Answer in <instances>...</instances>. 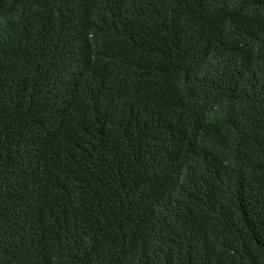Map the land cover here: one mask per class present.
Returning <instances> with one entry per match:
<instances>
[{
    "label": "trees",
    "instance_id": "16d2710c",
    "mask_svg": "<svg viewBox=\"0 0 264 264\" xmlns=\"http://www.w3.org/2000/svg\"><path fill=\"white\" fill-rule=\"evenodd\" d=\"M0 264H264V0H0Z\"/></svg>",
    "mask_w": 264,
    "mask_h": 264
}]
</instances>
